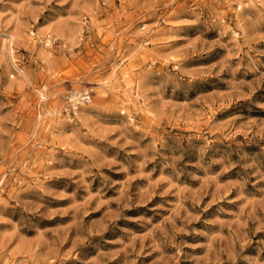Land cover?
I'll return each instance as SVG.
<instances>
[{"label": "rangeland", "instance_id": "rangeland-1", "mask_svg": "<svg viewBox=\"0 0 264 264\" xmlns=\"http://www.w3.org/2000/svg\"><path fill=\"white\" fill-rule=\"evenodd\" d=\"M0 264H264V0H0Z\"/></svg>", "mask_w": 264, "mask_h": 264}, {"label": "built area", "instance_id": "built-area-1", "mask_svg": "<svg viewBox=\"0 0 264 264\" xmlns=\"http://www.w3.org/2000/svg\"><path fill=\"white\" fill-rule=\"evenodd\" d=\"M72 99H73L74 103L81 102V101L82 102H88L91 99V94L79 92V93L75 94Z\"/></svg>", "mask_w": 264, "mask_h": 264}]
</instances>
